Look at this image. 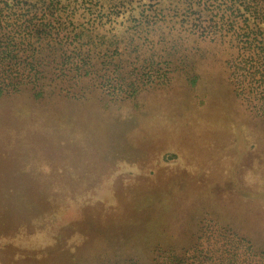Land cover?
I'll return each mask as SVG.
<instances>
[{
	"label": "rangeland",
	"instance_id": "rangeland-1",
	"mask_svg": "<svg viewBox=\"0 0 264 264\" xmlns=\"http://www.w3.org/2000/svg\"><path fill=\"white\" fill-rule=\"evenodd\" d=\"M225 51L204 44L193 87L179 74L134 103L0 97V264H147L201 216L264 251V122Z\"/></svg>",
	"mask_w": 264,
	"mask_h": 264
},
{
	"label": "trees",
	"instance_id": "trees-1",
	"mask_svg": "<svg viewBox=\"0 0 264 264\" xmlns=\"http://www.w3.org/2000/svg\"><path fill=\"white\" fill-rule=\"evenodd\" d=\"M208 42L226 49L234 100L264 122V0H0V97L134 103L179 74L193 87ZM147 264H264V251L201 216L188 243L154 246Z\"/></svg>",
	"mask_w": 264,
	"mask_h": 264
}]
</instances>
